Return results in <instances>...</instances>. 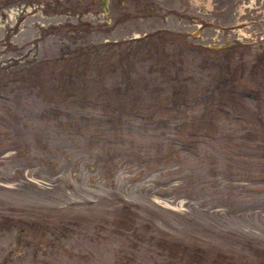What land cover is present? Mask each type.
I'll use <instances>...</instances> for the list:
<instances>
[{
  "label": "rangeland",
  "instance_id": "rangeland-1",
  "mask_svg": "<svg viewBox=\"0 0 264 264\" xmlns=\"http://www.w3.org/2000/svg\"><path fill=\"white\" fill-rule=\"evenodd\" d=\"M0 264H264V0H0Z\"/></svg>",
  "mask_w": 264,
  "mask_h": 264
}]
</instances>
